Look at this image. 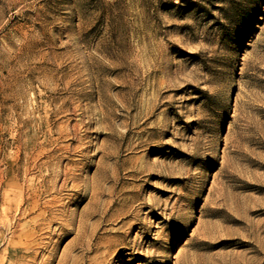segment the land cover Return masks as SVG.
<instances>
[{"label": "rangeland", "instance_id": "obj_1", "mask_svg": "<svg viewBox=\"0 0 264 264\" xmlns=\"http://www.w3.org/2000/svg\"><path fill=\"white\" fill-rule=\"evenodd\" d=\"M0 264H264V0H0Z\"/></svg>", "mask_w": 264, "mask_h": 264}]
</instances>
